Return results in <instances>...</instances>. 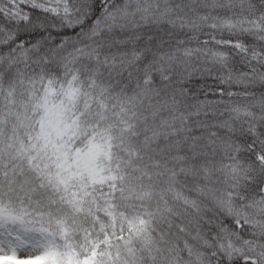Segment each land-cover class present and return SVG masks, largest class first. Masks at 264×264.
I'll return each mask as SVG.
<instances>
[{"label": "snow or ice", "instance_id": "1", "mask_svg": "<svg viewBox=\"0 0 264 264\" xmlns=\"http://www.w3.org/2000/svg\"><path fill=\"white\" fill-rule=\"evenodd\" d=\"M0 264H264V0H0Z\"/></svg>", "mask_w": 264, "mask_h": 264}]
</instances>
